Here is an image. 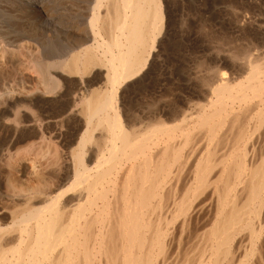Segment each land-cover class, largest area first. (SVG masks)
<instances>
[{
	"label": "bare ground",
	"instance_id": "6f19581e",
	"mask_svg": "<svg viewBox=\"0 0 264 264\" xmlns=\"http://www.w3.org/2000/svg\"><path fill=\"white\" fill-rule=\"evenodd\" d=\"M82 2L62 42L35 26L18 40L0 32V58L16 45L37 54L36 84L8 102L15 131L27 127L20 107L47 114L49 102L71 131L56 176L45 147L0 171V264H264V34L219 37L184 99L155 97L139 114L124 84L163 45L162 0ZM92 71L102 85L90 87ZM34 120L17 141L40 133Z\"/></svg>",
	"mask_w": 264,
	"mask_h": 264
},
{
	"label": "rangeland",
	"instance_id": "374dc122",
	"mask_svg": "<svg viewBox=\"0 0 264 264\" xmlns=\"http://www.w3.org/2000/svg\"><path fill=\"white\" fill-rule=\"evenodd\" d=\"M36 2H40V0H0V32L3 37H5V40H18L20 38V34L23 35L27 31L28 27L30 28L31 26H35L34 28L36 30L38 28L39 30L34 32H36L37 34H41V36H43L45 39L48 36L49 40L52 41L54 39L50 37L57 36V41L62 42L64 39L60 32L61 27L67 24V21L70 22L74 20L77 15L80 16L79 9H82L81 6L84 1L46 0L47 3L45 2V5L42 6L43 9L39 8ZM162 3V7L164 8L167 18V24L164 36L161 37L164 41H162L163 45H161V48L158 47V49L156 48L155 50L158 55H156V58L153 60V67L150 70L151 73L149 72L148 74L144 75L143 72H140L133 76V79L130 78L124 84L125 92L123 94L126 101L125 103L128 104L131 101V104L134 103L131 105L132 107L136 104L133 109L137 110V113L139 114H143L141 113V109H144L145 107L138 108L137 104L144 105V103L149 102V99L156 97L155 99L158 100L159 98L163 97V99H165V102L161 101L160 106L163 105V102L167 103L168 101L166 100L178 101L179 99L180 101L181 99H184V97L188 95V90L184 85L194 75L193 71H197V69L194 68L196 64L198 62L200 63L204 61L206 64H212L217 53L216 49H224L222 47V42L220 45V41L218 39L222 37H232L233 40H237L239 38H242L245 34L248 38L264 34V0H162ZM32 4L33 6L35 5V11H33L31 8ZM25 5H30L31 7H26ZM24 7L26 8V13L33 12L34 15H32V13H30V15L29 13L26 14L25 12H23V10L25 9ZM37 7L38 9L42 10H38ZM30 9L32 11H30ZM43 11H48V14H44L45 12ZM21 14H23L24 16H21ZM26 18L29 22L25 21ZM23 30L25 32H23ZM44 31H46L47 33ZM51 33L55 36H52ZM215 36L218 38H216ZM219 46H221L222 48ZM11 47L12 48L9 49L7 48L4 52V56L0 58L2 59L0 60V155L2 154L0 156V171L6 168V162H19L22 159H34V154L39 151L38 149L40 148L41 150L42 148L43 150L45 147L43 153L45 151L46 156L44 155L45 157L43 158L42 162H51L52 164L55 163L54 166L52 165L53 167L50 169L52 173L49 172V175L51 177L56 176L59 167L58 164L63 159L62 153L65 152V149L67 148L66 144L71 138V131L68 121L60 119L59 117H52L50 119L51 115L47 114L52 112L53 107L58 106L52 102L46 104L45 110L48 112L47 114L46 112L44 113V111H41L40 108H37L35 106H29V109H26V107H20L21 112L19 113H21V117L19 118H22L21 123L23 124V126L26 125L27 127H25V129L21 128L20 131H15V123H13V120H10L11 118L14 119V114L12 115L11 112H8L10 111L8 102L13 101L12 95L16 90H19L20 88H23V90H25L31 88L32 85L34 86V84H36L37 82V79H39V75L37 74V67L34 63H31V61L34 60V57H36L37 54H33L32 50L27 51L29 50L27 48H25L24 50L22 46L19 45ZM212 49L215 50L212 51ZM30 52L32 53V55L30 54ZM29 56L33 58V60ZM96 74H99L98 71L87 73L86 79L93 80L96 78ZM99 78L97 77L98 80H93L94 85L91 83L90 87H96L100 84V82L102 85L104 79H102V77ZM58 79L61 83L64 82L63 78L60 77ZM96 82H98L99 84L97 83L96 85ZM3 84L6 88L3 87ZM147 89L149 92L147 91ZM170 89L171 93H169ZM138 94L140 95V98L138 97ZM10 97L12 98V100H10ZM31 114L33 116H31ZM160 117L162 120L164 119L165 115H163V112L162 114H160ZM32 118L35 119L34 124L40 132L38 133L40 137H37V135L33 138L28 137L26 139L17 141L19 135H21L22 132H24V134L22 133L23 135H28V130H30L33 124V121H31L33 120ZM141 120L143 122H146L148 119L141 118ZM26 121L29 122L27 123ZM29 123H31V125ZM35 127L32 129H36ZM42 132L44 135L42 134ZM41 135L43 137H41ZM39 138H41L42 140H38ZM36 140H38L39 142L41 141V144L38 143V141L36 142ZM34 141L36 144L33 143ZM31 142L32 145H30ZM35 147L39 148L36 149ZM0 188H2V183H0Z\"/></svg>",
	"mask_w": 264,
	"mask_h": 264
}]
</instances>
